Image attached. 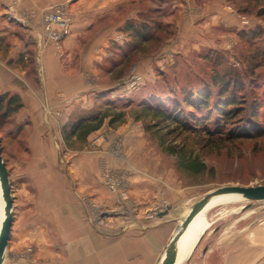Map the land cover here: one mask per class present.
<instances>
[{"label":"rangeland","instance_id":"374dc122","mask_svg":"<svg viewBox=\"0 0 264 264\" xmlns=\"http://www.w3.org/2000/svg\"><path fill=\"white\" fill-rule=\"evenodd\" d=\"M227 2L238 26L219 35L216 46L188 44L191 32L176 28V14L162 11L159 28L139 39L128 22L98 63V78L88 80L95 90L83 109L76 106L64 123L53 115L33 124L21 110L0 118L14 215L3 264H158L176 233L168 235L170 226L180 228L207 194L264 185V0ZM222 101L231 108L228 120L215 117ZM152 108L180 123L155 118ZM99 113L108 115L100 129L67 138L79 118ZM46 124L56 127L45 132ZM247 130L256 136H227ZM192 156L206 168L196 177L180 167ZM158 213L180 218L158 230ZM143 219L146 227L136 226ZM223 238L250 250L241 264H264V201L205 211L191 247L174 264H217L215 253L207 262L198 256Z\"/></svg>","mask_w":264,"mask_h":264},{"label":"crops","instance_id":"0c3cea01","mask_svg":"<svg viewBox=\"0 0 264 264\" xmlns=\"http://www.w3.org/2000/svg\"><path fill=\"white\" fill-rule=\"evenodd\" d=\"M13 1L0 0V93L19 96L23 105L20 115L33 124V118L53 115L61 116L64 123L76 106L83 109L88 104L95 90L88 80L98 78V63L112 49V42L123 36L128 22H143L150 13L165 11L168 17L176 14V28L183 29L186 34L191 32L187 43L193 41L199 47L216 46L219 35L223 37L226 31L238 26V15L227 0H16L11 13L9 8ZM59 5L71 14L72 23L68 34L56 46L44 35L42 22L45 14ZM119 43L123 45V40ZM42 127L49 132L56 126L46 124ZM179 218L173 214L163 217V213H158L152 223L157 220L154 227L160 226L156 229L161 230L163 225ZM144 221L136 226L145 228ZM179 224L170 226L168 235L177 232ZM198 224L200 227V220ZM240 245L235 239L231 244L223 238L217 240L216 247H211L206 256L200 254L198 257L207 262L215 253L217 264H241L250 250L246 248L242 252ZM248 245L251 247L256 242ZM196 255L192 254L191 259Z\"/></svg>","mask_w":264,"mask_h":264},{"label":"trees","instance_id":"16d2710c","mask_svg":"<svg viewBox=\"0 0 264 264\" xmlns=\"http://www.w3.org/2000/svg\"><path fill=\"white\" fill-rule=\"evenodd\" d=\"M229 3L233 2V0H228ZM255 1V0H254ZM161 13V12H160ZM148 14L146 15V19L143 22H139L138 24L130 22L126 28L132 29V34L135 38L139 39V37H145L144 31L153 28L155 30L156 28H159V25L162 21H160V14ZM157 19V20H156ZM170 24V23H169ZM150 36L146 37V39H149ZM221 100V98H218ZM197 101H203L204 103L207 102V97H197ZM195 101L186 100L184 101L185 104L189 105L191 109L198 110L194 104ZM23 108L22 102L17 95H11L9 93H0V118L2 119H8L13 114H17L21 109ZM230 109L224 108V101L220 103V106L215 110L216 116L222 120H228L231 116H227V112H230ZM223 113H222V112ZM155 118L161 119V120H169L171 123L178 125L179 119L175 117V114H170L166 110L158 109V108H152L150 111ZM221 115V116H219ZM108 117L106 113H99L98 115L89 116V117H82L79 118L71 127L68 133V137H73L76 135H88L89 133H92L98 129L101 128L103 125L105 119ZM122 117L121 114H116L115 117H113L109 123L116 122L118 119ZM210 121V120H209ZM192 131L197 130L198 128H189ZM251 130V129H250ZM250 130H247L245 132H238V131H231L229 132V135H227L230 139L237 140V139H246V138H252L256 135L254 133L249 132ZM209 139V138H208ZM180 167L190 172L192 177H196L201 172H203L206 168L205 165L199 160V158L192 156L188 160L182 161L180 164Z\"/></svg>","mask_w":264,"mask_h":264},{"label":"water","instance_id":"95a60500","mask_svg":"<svg viewBox=\"0 0 264 264\" xmlns=\"http://www.w3.org/2000/svg\"><path fill=\"white\" fill-rule=\"evenodd\" d=\"M0 189L1 196L4 202V218L0 227V264H3L6 247L10 240L11 229L13 224V197L11 185L9 182L8 171L6 164L2 159V150L0 148ZM234 194L244 198L247 201H264V185L257 186H225L218 188L207 194L202 200L194 205L188 217L181 224L180 228L169 241V244L164 250V255L159 261L160 264H174L176 261V250L178 241L184 236L192 222L197 216L202 213L210 199L218 195ZM166 213V212H165ZM202 238L201 235L196 240V244Z\"/></svg>","mask_w":264,"mask_h":264},{"label":"built area","instance_id":"2783aa9c","mask_svg":"<svg viewBox=\"0 0 264 264\" xmlns=\"http://www.w3.org/2000/svg\"><path fill=\"white\" fill-rule=\"evenodd\" d=\"M16 0L9 10L12 13ZM72 23V16L64 6H55L43 18L42 31L48 41L58 46L68 34ZM111 188H113L111 186Z\"/></svg>","mask_w":264,"mask_h":264},{"label":"bare ground","instance_id":"6f19581e","mask_svg":"<svg viewBox=\"0 0 264 264\" xmlns=\"http://www.w3.org/2000/svg\"><path fill=\"white\" fill-rule=\"evenodd\" d=\"M245 199L238 196V195H234V194H226V195H218L213 197L212 199H210V201L208 202V204L206 205V207L204 208V210L202 211V213H200L197 218L192 222V224L190 225V227L188 228V230L186 231V233L184 234V236L178 241L177 243V250L176 253H181L183 252V250L187 247L190 246L196 235H197V231L199 228V220L200 217L202 216V214L215 206H218L220 204H227V203H232V202H241L244 201ZM4 202L2 200V196H1V189H0V227L4 218ZM160 264V262L158 263Z\"/></svg>","mask_w":264,"mask_h":264}]
</instances>
